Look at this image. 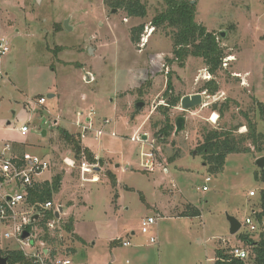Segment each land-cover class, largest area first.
Listing matches in <instances>:
<instances>
[{
  "label": "rangeland",
  "instance_id": "1",
  "mask_svg": "<svg viewBox=\"0 0 264 264\" xmlns=\"http://www.w3.org/2000/svg\"><path fill=\"white\" fill-rule=\"evenodd\" d=\"M104 1L0 0V34L9 44L0 64V149L8 144L15 154L47 159L50 170L39 180L60 176L50 202L62 211L46 224L53 244L41 240L44 229L37 223L35 246L70 264H214L215 249L245 248L229 235L226 214L242 223L257 209L264 182L254 179L255 160L264 154L247 142L250 153L228 155L223 170L213 175L196 148L204 127L230 128L245 121L243 113L264 134L253 102L264 104V0L196 1L195 22L217 37L222 53L214 75L201 59L189 56L182 66L172 60L174 32L151 26L163 0H141L144 18L128 17ZM66 21L70 31L63 27ZM141 25L136 42L132 29ZM209 81L218 86L215 95L205 90ZM193 94L202 96L203 107L183 113L180 101L175 108L167 105L169 97ZM225 100L230 107L221 118L218 111L210 113ZM138 102L144 104L141 112L135 110ZM77 113L83 114L80 125L90 128L83 138L74 126ZM166 114L172 125L180 116L186 121L177 136L165 139L159 131ZM21 126L28 129L25 136ZM98 130L104 132L100 137ZM62 131L73 134L95 161L75 160ZM245 132L241 127L237 135ZM150 152L155 167L145 171ZM82 162L99 171L84 174ZM193 207L199 216L174 215ZM150 217L156 222L142 234V219ZM67 224L71 233L64 230ZM9 247L18 249L13 241Z\"/></svg>",
  "mask_w": 264,
  "mask_h": 264
},
{
  "label": "trees",
  "instance_id": "2",
  "mask_svg": "<svg viewBox=\"0 0 264 264\" xmlns=\"http://www.w3.org/2000/svg\"><path fill=\"white\" fill-rule=\"evenodd\" d=\"M191 1H194V4H191ZM196 1L163 0L164 9L152 19L151 26L153 28L171 29L174 32L171 38L173 50L172 60L177 62L179 66H182L184 61L191 56L201 59L207 68H209V73L214 75L221 64L222 53L216 41L217 37L212 33H208L202 25L200 26L195 22ZM104 4L106 7L108 6L123 11V13L131 18H144L147 15L145 6L141 0H105ZM142 29V25L132 29L136 42L139 41ZM205 90L210 95H215L218 91V86H216L215 82L209 81L205 85ZM180 99L179 97L176 99L169 97L167 105L175 108ZM253 102L256 105L259 119L264 121V104L258 103L255 99ZM229 103V100H225L220 108L213 104L210 113H216L218 111V116L221 118L229 110ZM243 117L245 119L243 123L238 122L234 126H230V128L225 126L219 129L204 127L200 131V141L196 151L201 154L203 165L207 166V171L210 174L215 175L223 170L225 158L228 155L250 153V148L245 146L247 142L253 146L256 154H264V134L257 132L256 123L249 113H243ZM162 125L159 134L166 139L174 133V127L167 114ZM241 127H246V132L242 133V135H237ZM61 136L66 145L72 148L75 160H80L83 157L89 164L95 161L93 153L87 148L85 149L80 146L79 140L73 134L71 135L66 131H62ZM106 175L112 180L113 185H115L114 175L112 173L110 174V172H107ZM254 179L257 182H264V169L258 171L254 175ZM59 182L60 176H56L51 182L43 181L36 184L29 191L27 203L34 205L36 202H50L52 195L58 190ZM258 198L257 211L250 213V217L253 218L259 227L258 239H254V233L249 234L244 232L236 235L237 241L246 248L244 250L247 251L248 259L242 262L232 258L229 255V249H215L214 264H264V189L260 191ZM180 216L197 217L199 216V211L193 207L191 211L187 210L182 212ZM49 220H56L54 211L45 212L37 223L44 229V236L41 240L45 241L48 246H51L53 241L48 239L46 230V224ZM64 230L66 233H71V224L64 225ZM0 255L8 257V264H33L32 260L24 257L21 251L3 252L0 250ZM50 256H55V251H51Z\"/></svg>",
  "mask_w": 264,
  "mask_h": 264
},
{
  "label": "built area",
  "instance_id": "3",
  "mask_svg": "<svg viewBox=\"0 0 264 264\" xmlns=\"http://www.w3.org/2000/svg\"><path fill=\"white\" fill-rule=\"evenodd\" d=\"M9 52V44L7 39L0 34V64L4 56ZM3 73L0 72V79L3 77ZM44 103L43 98H39L37 104ZM94 112H92L93 114ZM79 118H83L82 113H77L74 126L81 128L80 138H83V134L90 128H84L79 123ZM90 121V117L86 118V122ZM108 121H103V125H108ZM19 132L22 136L28 133L26 126H21ZM104 134L102 130L96 131V137H100ZM110 136H115L110 133ZM135 141L136 139L131 138ZM146 160L143 162L145 171H152L155 167L154 152L148 153L145 156ZM65 165L69 168L74 167V163L68 159L64 160ZM50 163L44 157L38 155H31L27 152L21 154H15L13 148L4 144L0 149V250L3 252L8 251H21L29 260H32L33 264H70L69 260L56 258L50 256L49 251L35 246V225L37 221L41 219L45 212L55 211L58 207L54 208L53 203L47 201L45 203L36 202L34 205L27 203L29 191L32 190L36 184L41 183L38 179L42 174L50 170ZM80 170L85 173L95 172L98 169L96 165H88L82 162L78 165ZM206 182H210L208 177L205 178ZM207 187H203L202 191L205 192ZM249 197H253L254 193L250 191ZM38 216L37 220L33 217ZM156 220L152 217L142 219L141 233H147V229L154 225ZM244 232L249 234L256 233L259 229L256 222L250 217V214L244 218L241 223ZM23 231L29 233V237L22 240L21 234ZM13 241L18 245V249L14 250L9 247L10 242ZM151 242L155 239L150 238ZM124 247H129L128 242H123ZM229 255L232 258L245 262L248 259L247 251L241 248V246H230Z\"/></svg>",
  "mask_w": 264,
  "mask_h": 264
},
{
  "label": "water",
  "instance_id": "4",
  "mask_svg": "<svg viewBox=\"0 0 264 264\" xmlns=\"http://www.w3.org/2000/svg\"><path fill=\"white\" fill-rule=\"evenodd\" d=\"M39 1V0H38ZM191 4H194V1L190 2ZM112 12H115V10H111ZM64 29L66 31H70L71 28L68 27V21H66L63 25ZM225 33L223 31L220 32L219 37L224 38ZM89 79L87 78V81ZM144 104L141 102H138L135 104V110L136 112H141V110L144 108L143 107ZM179 111L185 113V111H189V110H193L195 108L198 107H203L202 106V96L200 94H193V95H185L183 98H181L180 102H179ZM185 121L186 118L185 117H177L174 120V133L173 136H177L184 128H185ZM42 136H45V132H42ZM147 139L146 135H143L141 137L142 141H145ZM165 141V140H163ZM256 161V165L258 167V170L261 171L264 169V156H261V158H258L255 160ZM99 170V169H98ZM62 209L61 207H59L56 211H55V218H59V215L61 213ZM38 216H34L33 219L37 220ZM226 218L227 221L229 223V235L230 236H236L237 234L240 233V230L242 228L241 223L238 221L237 218H234L233 216L227 215L226 214ZM29 237V233L27 231H23V233L21 234V239L24 240L26 238ZM0 264H8V257H4L0 255Z\"/></svg>",
  "mask_w": 264,
  "mask_h": 264
},
{
  "label": "crops",
  "instance_id": "5",
  "mask_svg": "<svg viewBox=\"0 0 264 264\" xmlns=\"http://www.w3.org/2000/svg\"><path fill=\"white\" fill-rule=\"evenodd\" d=\"M41 98V97H40ZM17 145H19V144H17ZM19 146H21V145H19ZM42 157V156H41ZM99 169V168H98ZM97 169V170H98ZM99 171V170H98ZM168 172V171H167ZM164 173H166V172H164ZM40 181L41 182H43V181H48V180H42V179H40ZM250 192V191H249ZM62 209V208H61ZM253 211H257V209H252L251 211H250V213H252ZM182 212H180V214H181ZM249 213V214H250ZM180 214H174V215H178V216H180ZM231 216H233L234 218H235V215H233V214H231ZM246 216H248V215H246ZM246 216H244V217H246ZM181 217V216H180Z\"/></svg>",
  "mask_w": 264,
  "mask_h": 264
}]
</instances>
